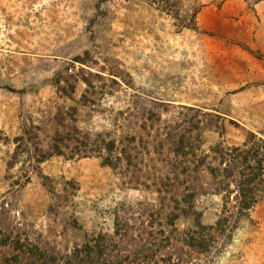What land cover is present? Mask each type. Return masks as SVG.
Listing matches in <instances>:
<instances>
[{
  "label": "rangeland",
  "instance_id": "obj_1",
  "mask_svg": "<svg viewBox=\"0 0 264 264\" xmlns=\"http://www.w3.org/2000/svg\"><path fill=\"white\" fill-rule=\"evenodd\" d=\"M67 82L70 98L60 91ZM68 107L81 133L115 142L119 169L96 155H54L33 169L16 151L25 130L46 149L58 123L69 125ZM150 110L160 129L195 114L200 125L209 124L203 113L217 116L219 129L202 127L204 150L218 142L241 147L249 133L263 137L264 0H0V218L7 211L60 254L88 234H112L116 216L138 225L155 210L163 224L182 207V187L159 186L167 164L152 149L163 137L139 130ZM132 135L141 154L127 166ZM167 148L162 160L172 157ZM221 208L222 195L194 198L205 226ZM175 224L182 231L191 219ZM193 264H264V194L220 253Z\"/></svg>",
  "mask_w": 264,
  "mask_h": 264
},
{
  "label": "trees",
  "instance_id": "obj_2",
  "mask_svg": "<svg viewBox=\"0 0 264 264\" xmlns=\"http://www.w3.org/2000/svg\"><path fill=\"white\" fill-rule=\"evenodd\" d=\"M67 83L68 90L61 86L60 91L68 96L74 87ZM85 83L91 86L90 81L85 80ZM82 102L86 103L85 95H82ZM184 110L192 112L187 107ZM62 114L67 117L69 125L63 127L62 121L58 123L62 127L56 129L46 149L39 147L40 139L30 130L14 139L16 151L26 155L28 163H33V169L54 155L69 160L96 155L103 166L120 168L121 158L114 154L113 140L105 142L98 135L81 133L74 123V107L65 108ZM202 116L209 124L200 125L202 121L195 114L176 126L167 121L160 129V116L150 110L140 124V132L145 131L153 141L163 137L152 149L157 162L167 164L165 173L157 177L159 186L170 190L179 185L182 187L179 193L182 207L175 208L177 213L164 214L163 224L157 222L161 213L155 210L144 212L147 223L141 220L138 225L116 216L112 234H88L84 242L70 253L60 254L40 235L21 230L10 222L5 211V216L0 218V264H193L197 257L216 256L231 241L239 221L248 216L264 194V136L249 133L241 147L225 148L218 142L204 150L202 127L219 129L220 124L217 116L208 113ZM151 130L156 132L151 135ZM135 140L134 135L127 137L128 150L132 151L125 155L127 166L131 165L132 158L138 160L141 154L139 151L135 154L136 148L130 146ZM143 140L140 137V149L146 150ZM164 144L168 147L167 154L172 157L162 160ZM141 160L142 155L139 162ZM178 174L183 180H179ZM209 192L222 195L221 213L213 226L203 225L201 214L194 209L195 196ZM144 215H140L141 218ZM180 216L191 219V225L182 231L175 224Z\"/></svg>",
  "mask_w": 264,
  "mask_h": 264
}]
</instances>
